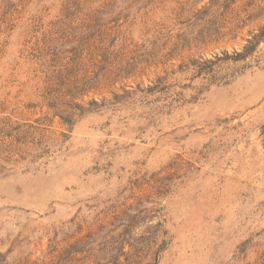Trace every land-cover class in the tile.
I'll use <instances>...</instances> for the list:
<instances>
[{
    "label": "rangeland",
    "instance_id": "obj_1",
    "mask_svg": "<svg viewBox=\"0 0 264 264\" xmlns=\"http://www.w3.org/2000/svg\"><path fill=\"white\" fill-rule=\"evenodd\" d=\"M247 2L0 0V114L62 138L0 169V264H264V39L207 63L264 26L232 31Z\"/></svg>",
    "mask_w": 264,
    "mask_h": 264
},
{
    "label": "trees",
    "instance_id": "obj_2",
    "mask_svg": "<svg viewBox=\"0 0 264 264\" xmlns=\"http://www.w3.org/2000/svg\"><path fill=\"white\" fill-rule=\"evenodd\" d=\"M210 7L211 5L208 7L203 6L202 8L193 12V18L199 21H204L206 24L196 35L199 37L195 36V38H192L193 40L202 41L203 39L210 37L212 38L221 33L222 28L220 26L222 25L223 21H225V18L218 19L217 24H215L212 19H214L216 16L211 12ZM250 7H254V0H249V2L244 4V8L240 9L239 12L242 18H234L233 16V20L231 19V21L237 22L232 28V31H235L244 24L247 18L244 17L246 14H248L249 17L253 15L251 13L249 14L248 12ZM263 8L264 7H261L260 5L258 6V10H262ZM209 16H211L212 19L208 18ZM263 39L264 26L259 28L258 32H250V37L245 39L246 43L243 45L241 51H235L233 54H229L227 52L223 58L216 56L215 59L207 60V63L212 65L215 64L217 60L239 61L246 59L256 50ZM99 53L103 59H107L108 53H105L100 48ZM117 61V63L120 64L119 59ZM100 63H105V66L101 64L99 66L101 75V70L104 69V67H107V65L105 60L100 61ZM118 64H116V66L113 65L110 68L112 71L114 70L115 74L117 75L122 71L119 69L120 65ZM52 99L54 100V104H46L47 106L45 107L49 108V111L52 112L53 116L59 117L62 123L67 124L71 122L76 113L72 110L70 111L69 105L68 108H62V105H64L63 100L55 101V97ZM40 120L41 119L38 118L32 122H20L14 120L11 116L0 114V169H6L8 164L17 165L24 161H35L44 154H51L54 149L60 145L62 138L59 139L54 135L53 132L48 133L47 128L43 129ZM62 136L65 135L62 133Z\"/></svg>",
    "mask_w": 264,
    "mask_h": 264
}]
</instances>
